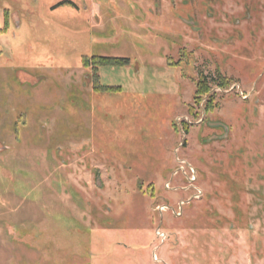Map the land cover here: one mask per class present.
I'll list each match as a JSON object with an SVG mask.
<instances>
[{"label": "rangeland", "instance_id": "1", "mask_svg": "<svg viewBox=\"0 0 264 264\" xmlns=\"http://www.w3.org/2000/svg\"><path fill=\"white\" fill-rule=\"evenodd\" d=\"M0 264H264V0H0Z\"/></svg>", "mask_w": 264, "mask_h": 264}, {"label": "trees", "instance_id": "2", "mask_svg": "<svg viewBox=\"0 0 264 264\" xmlns=\"http://www.w3.org/2000/svg\"><path fill=\"white\" fill-rule=\"evenodd\" d=\"M127 62L124 60H117V59H112V58H94V61L92 63V66H89L87 63L83 61L82 66L84 68L91 67L92 71L96 69L97 66H105V65H125ZM92 77V90L94 92H100V91H114V88H106L98 85L97 83V76L95 73L91 74ZM230 81L226 78H221L218 77V82L216 85L219 88H225L229 86ZM212 90V87L209 85L207 82L206 77L203 75H199L198 80L195 83V92H194V104L199 105V103L202 101L203 97H206V102L204 104V111L206 113L210 112L211 109H213V100H214V95L210 94ZM190 113H193V109H189ZM195 116V114H194ZM187 129L185 128V131Z\"/></svg>", "mask_w": 264, "mask_h": 264}, {"label": "built area", "instance_id": "3", "mask_svg": "<svg viewBox=\"0 0 264 264\" xmlns=\"http://www.w3.org/2000/svg\"><path fill=\"white\" fill-rule=\"evenodd\" d=\"M189 172H190V181H194L195 178H194V171L193 169H190L189 168ZM185 205L184 202H180L177 206V209L176 210H171L170 208L166 207V206H161L158 208L159 212L162 214V213H166L168 211H171V214L175 217H179L181 215V211H182V207ZM156 236L160 239V241L163 243L165 240H166V235L160 231V229H157L156 230ZM155 259V257H154Z\"/></svg>", "mask_w": 264, "mask_h": 264}, {"label": "flooded vegetation", "instance_id": "4", "mask_svg": "<svg viewBox=\"0 0 264 264\" xmlns=\"http://www.w3.org/2000/svg\"><path fill=\"white\" fill-rule=\"evenodd\" d=\"M214 89H215V90H220V89L224 90V88H219V87H217V86H215ZM246 98H247V97H246ZM246 98H245V99H246Z\"/></svg>", "mask_w": 264, "mask_h": 264}]
</instances>
